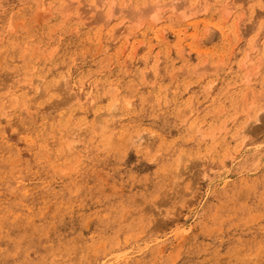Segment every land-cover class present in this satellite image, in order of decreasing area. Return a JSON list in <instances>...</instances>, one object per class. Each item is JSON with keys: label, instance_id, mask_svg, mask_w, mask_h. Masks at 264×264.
<instances>
[{"label": "rangeland", "instance_id": "1", "mask_svg": "<svg viewBox=\"0 0 264 264\" xmlns=\"http://www.w3.org/2000/svg\"><path fill=\"white\" fill-rule=\"evenodd\" d=\"M0 264H264V0H0Z\"/></svg>", "mask_w": 264, "mask_h": 264}]
</instances>
